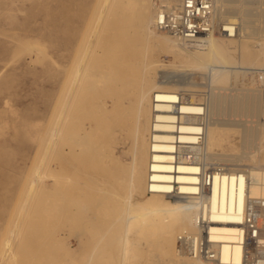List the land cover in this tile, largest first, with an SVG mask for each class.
Wrapping results in <instances>:
<instances>
[{
  "label": "bare ground",
  "instance_id": "1",
  "mask_svg": "<svg viewBox=\"0 0 264 264\" xmlns=\"http://www.w3.org/2000/svg\"><path fill=\"white\" fill-rule=\"evenodd\" d=\"M163 1L168 6L179 3ZM249 1L217 0V20L238 25V32L234 38L213 34L194 46L157 31L155 0H105L104 16L95 28L82 8L68 11L85 27L65 69L64 151L82 162L96 150L112 179L100 193L115 200L120 213L83 264L104 259L109 245L103 244L118 226L125 229L117 242L157 236L168 256L166 264H248L242 225L249 212L262 230L251 252L264 251V169L259 167L264 159L249 169L227 165L245 158L231 151L264 149L263 125L258 122L244 133L236 129L241 127L238 121L227 119L264 116V0ZM250 9L258 24L254 32L245 25ZM132 44L142 59L136 65L129 59ZM158 53L170 55L174 63L163 64ZM95 59L99 66L94 79L102 105L93 106L95 119L90 121L86 104L77 103ZM169 69L174 75L165 77ZM197 71L209 77L207 95L199 91L197 80L205 78L195 75ZM248 74L253 77L251 87H239L237 79L246 80ZM113 78L115 84L108 88ZM120 124L128 130L118 131ZM234 134L241 136L240 142L232 140ZM118 135L131 143L126 166L114 156L111 138ZM213 162L217 165L212 168ZM124 187L126 196L121 195ZM138 197L147 199L138 201ZM206 225L207 237L202 232ZM206 238L217 244V262L200 257V244Z\"/></svg>",
  "mask_w": 264,
  "mask_h": 264
},
{
  "label": "rangeland",
  "instance_id": "2",
  "mask_svg": "<svg viewBox=\"0 0 264 264\" xmlns=\"http://www.w3.org/2000/svg\"><path fill=\"white\" fill-rule=\"evenodd\" d=\"M104 5L105 0H0V264H83L95 241L120 214L116 201L100 193L99 189L107 188L112 179L96 150L77 162L75 157L66 155L63 145L61 106L67 88L65 69L72 63L80 32L85 27L68 16V11L82 8L86 20L91 19L95 28L104 16ZM248 12L256 14L252 9ZM251 14L245 16V25L254 32L258 24L256 15ZM128 50L133 52L131 63L139 64L142 59L135 54L136 47L132 44ZM157 55L163 64L174 63L168 54ZM94 62L85 93L77 103L86 104L90 121L95 119L93 106L102 105V94L94 79L99 65L97 59ZM172 72L169 69L163 75H174ZM202 73L198 75L205 80L197 83L199 91L207 95L211 84L207 73ZM245 77L246 80L241 76L236 82L241 83L239 87L250 88L253 77L251 74ZM114 84L113 78L107 87ZM227 119L238 121L241 127L236 129L244 133L258 122L264 126V116ZM127 128L120 124L116 129L127 131ZM240 138L239 134L232 136L236 143ZM111 143L120 165H128L130 140L118 135L111 138ZM229 153L245 157L243 162L228 163L230 168L237 165L249 169L264 159V149L255 147ZM254 156L256 160L252 162ZM216 163H212V168ZM259 167L264 169V162ZM121 195H127L126 187ZM115 229L103 244L109 245L104 259L97 264H166L168 256L157 236L133 243L117 242L116 237L125 228Z\"/></svg>",
  "mask_w": 264,
  "mask_h": 264
},
{
  "label": "built area",
  "instance_id": "3",
  "mask_svg": "<svg viewBox=\"0 0 264 264\" xmlns=\"http://www.w3.org/2000/svg\"><path fill=\"white\" fill-rule=\"evenodd\" d=\"M216 1L179 0L177 6H168L163 0H155V28L157 31L168 34L191 46L196 45L199 39H204L213 34L234 38L238 32V25L217 20ZM242 228L243 233L245 232L247 236L246 262L248 264H264V251L256 255L251 252L259 240L262 230L250 212L245 216ZM208 229L209 225H206L202 230L205 237L210 232ZM218 252L217 244L211 242L210 239L206 238L201 241L200 257L205 261L217 262Z\"/></svg>",
  "mask_w": 264,
  "mask_h": 264
}]
</instances>
